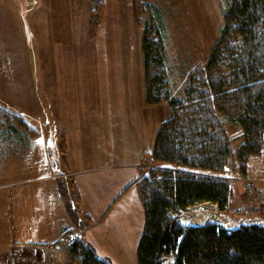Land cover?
Returning a JSON list of instances; mask_svg holds the SVG:
<instances>
[{"label": "rangeland", "instance_id": "374dc122", "mask_svg": "<svg viewBox=\"0 0 264 264\" xmlns=\"http://www.w3.org/2000/svg\"><path fill=\"white\" fill-rule=\"evenodd\" d=\"M229 4L230 0H0V107L4 109L0 110V181L12 183L15 179L7 165L16 151L10 143L19 137L10 128L11 122L18 126L17 121L11 118V122L7 121L3 113L20 115L45 136L53 166L58 171L62 165L60 128L69 126L71 130L75 124L71 117L82 113L74 105L78 99L139 100L143 72L140 45L145 24L159 28L167 56L168 78L175 96L182 98L189 72L205 62L220 37ZM113 16L117 18L118 33ZM91 17L98 20L94 35L90 33ZM84 21L87 41L80 36ZM125 75L126 88L121 84ZM221 120L233 148L237 149L243 141L242 127L224 115ZM18 127L20 135L36 137ZM221 176L230 179L231 202L237 201L235 206L223 211L224 226L233 230L244 223L256 222L254 219L264 225V215L249 213L240 171L232 157ZM69 185L62 180L66 193L71 191ZM212 205H193L187 213L180 214V222L189 226L219 220L212 213ZM8 227L13 230L11 219ZM6 238L0 235V251L4 250ZM70 260L68 250L51 245L40 261L32 264H81L80 260L72 263ZM172 260L169 256L164 264Z\"/></svg>", "mask_w": 264, "mask_h": 264}, {"label": "trees", "instance_id": "16d2710c", "mask_svg": "<svg viewBox=\"0 0 264 264\" xmlns=\"http://www.w3.org/2000/svg\"><path fill=\"white\" fill-rule=\"evenodd\" d=\"M97 22L91 17L90 33ZM143 34L146 102L168 103L172 115L160 124L154 148L144 159L153 167L137 182L145 219L138 263L164 264L172 256L170 264H264V225L259 219L233 230L224 226V219L189 226L180 222V214L197 203L213 202L227 210L233 189L221 175L229 160L246 173L264 147V0H230L220 37L205 62L189 72L182 98L172 91L159 28L145 24ZM3 115L37 136L20 115ZM223 115L243 129L237 149ZM18 126L11 122L10 128L16 132ZM62 190L69 200L78 201L74 187L73 192ZM67 205L75 216L71 202ZM68 253L71 263L111 264L82 240Z\"/></svg>", "mask_w": 264, "mask_h": 264}, {"label": "crops", "instance_id": "0c3cea01", "mask_svg": "<svg viewBox=\"0 0 264 264\" xmlns=\"http://www.w3.org/2000/svg\"><path fill=\"white\" fill-rule=\"evenodd\" d=\"M113 26L118 33L116 16ZM80 36L87 41L86 21ZM142 68L139 100L82 97L74 103L82 113L71 117L75 123L71 130L69 126L60 128L63 166L59 165L58 171L53 166L45 136L38 132L35 138L25 137L16 131L19 137L10 143L16 151L7 165L15 179L12 183L0 181V235L7 236L4 250L0 251V264H8V251L15 244L26 249L31 264L37 263L45 249L51 245L57 249L55 245L61 237L74 229L82 233L79 240L111 264H139L137 248L145 219L137 182L143 171L151 167L144 159L154 148L160 124L172 115L168 103L149 106L146 102L143 52ZM123 77L121 84L126 88V75ZM71 85L75 82L71 81ZM249 166L257 167L261 163L255 158ZM63 179L70 183L72 192L74 187L78 201L63 195ZM68 201L76 210L75 216L68 209ZM236 202L230 201L229 208ZM206 203L213 204L214 215L226 218L223 211H216L217 203L200 204ZM9 219L12 231L8 227Z\"/></svg>", "mask_w": 264, "mask_h": 264}, {"label": "built area", "instance_id": "2783aa9c", "mask_svg": "<svg viewBox=\"0 0 264 264\" xmlns=\"http://www.w3.org/2000/svg\"><path fill=\"white\" fill-rule=\"evenodd\" d=\"M261 166H255L248 169L246 173L240 175L239 180L243 184L245 193V204L251 215H264V147L256 157ZM230 180V179H229ZM82 236L79 229H74L61 237L56 247L65 249L70 247ZM8 264H29L30 258L24 247L15 244L12 245L7 254Z\"/></svg>", "mask_w": 264, "mask_h": 264}, {"label": "snow or ice", "instance_id": "6c2138e0", "mask_svg": "<svg viewBox=\"0 0 264 264\" xmlns=\"http://www.w3.org/2000/svg\"><path fill=\"white\" fill-rule=\"evenodd\" d=\"M40 143H43V141L41 140V141H39Z\"/></svg>", "mask_w": 264, "mask_h": 264}]
</instances>
